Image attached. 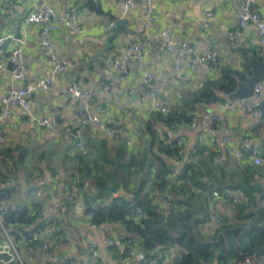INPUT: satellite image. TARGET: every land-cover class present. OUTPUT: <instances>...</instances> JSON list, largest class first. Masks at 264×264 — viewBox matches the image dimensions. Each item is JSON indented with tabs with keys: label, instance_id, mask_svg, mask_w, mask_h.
<instances>
[{
	"label": "crops",
	"instance_id": "0c3cea01",
	"mask_svg": "<svg viewBox=\"0 0 264 264\" xmlns=\"http://www.w3.org/2000/svg\"><path fill=\"white\" fill-rule=\"evenodd\" d=\"M5 1L13 5L6 6L3 4ZM88 1L97 5L101 12L90 9ZM44 2L54 8L57 16L65 12L76 16L74 27L67 28L60 23L56 30L48 34V41L56 59L66 60L68 64L63 72L54 75L55 83L49 90L37 91L30 95L27 111L13 108L11 116L0 122L1 172L6 175L8 184L16 189L12 197L4 200L1 208L3 210L6 206L18 209L38 203L44 212L40 214L39 219L44 222L43 228L36 232L41 237L39 241L48 235L43 231L48 225L59 221L63 223L66 229L64 242L56 251L60 258L57 264H67L69 260H74L76 264H119L120 259H124V264H141L138 258L143 251L135 236L129 235L118 223H113L106 229L91 228L92 216L87 211L88 205L91 204L110 206L119 195L130 198L139 174L131 172L125 187H118L116 191L100 198L94 188L93 180L97 174L96 170H93V163L105 153L114 155L115 148L119 145L128 156L133 155L138 159L149 156L148 137L142 132V127L152 112L148 109L146 101L139 100L145 73L153 75L160 92L168 96L174 107L179 106L186 110L188 100L198 92L206 80L218 81L226 71L235 75L237 88L238 82L250 77L252 61L264 63V57L255 42V30L249 25L236 44H229L227 33L237 24L238 0H149L148 5L144 2H134L126 10L121 8L117 0ZM33 3L32 0H0V38L9 35L20 39L24 34V42L9 40L0 55V96H6L12 88L32 85L53 75V64L40 46L38 27L28 25L25 21ZM254 6L264 20V0H255ZM206 10H211L213 17L208 26L202 29V13ZM116 19L125 20L127 28L137 34L131 35L120 30L108 50L103 52L109 25ZM166 29L169 30L174 48L189 44L195 54L215 52L220 60L219 70L208 73L196 66L195 71L191 72L189 67L192 59L188 57L180 64L183 78L175 79L174 56L165 49L166 38L162 35ZM126 42L142 45L143 59L133 62L125 74H114L110 81L112 89L106 91L99 80L101 68L106 61L119 59L126 54ZM17 46L21 48L25 67V77L22 80H12V64L7 60L9 50ZM238 75H243L244 79L240 80ZM260 83V102L264 103V71ZM70 84H75L85 91H94L96 103L93 112L101 115L104 123L116 122L121 128L122 137L117 144L107 142L91 123H87L82 127V137L88 154L82 158L77 155L68 136V129L78 122V112L83 107V101L64 99V93ZM218 95L221 96L220 93ZM218 103L206 106L197 104L188 111H211L216 114L218 121L212 125L211 131L201 125L195 128L186 124L180 125L173 129V141L181 148L196 149L206 157L218 150V142L224 137L230 139L227 147H235L239 151L243 150V141L247 138L249 144L259 148L264 156V120H260V117H245L239 110L231 112L220 109L217 107ZM28 112L37 118L53 119L58 123V128L49 131L39 127L28 118ZM160 130L161 127L157 132ZM127 141L130 142L129 145L126 144ZM8 150L11 154L4 158L3 152ZM6 160H9V163H6ZM227 160L230 168H244L248 172V179L255 181V186L264 192L263 167L253 165L247 154L243 155L242 161L229 156ZM7 167L10 170H7ZM148 174L149 180H152L154 170H150ZM171 178L168 174V184ZM254 194L256 207L263 206L264 201L260 203L259 194ZM68 195L71 199L67 198ZM208 204L209 198L205 209ZM231 207V204L223 201L213 203V208L221 218L233 216ZM253 220L254 217L248 224ZM209 227L216 229L213 224L208 223L204 230ZM210 232L212 233L211 230ZM53 235L54 233L49 238L54 239ZM118 236L132 238L135 246L132 251L127 250L130 254L126 255L127 252L118 246L107 244V238ZM89 242L95 243L98 259L88 252ZM24 243L22 237L15 240L17 258L0 264H47L40 252H27ZM0 245H5L1 233ZM177 253L178 247L170 245L161 255L159 262L172 263L177 259Z\"/></svg>",
	"mask_w": 264,
	"mask_h": 264
},
{
	"label": "trees",
	"instance_id": "16d2710c",
	"mask_svg": "<svg viewBox=\"0 0 264 264\" xmlns=\"http://www.w3.org/2000/svg\"><path fill=\"white\" fill-rule=\"evenodd\" d=\"M88 6L92 10L101 12L92 1H88ZM238 78L243 80L244 76L238 75ZM235 88V75L225 71L218 81L206 80L198 92L188 100L186 110L176 106L166 115L153 111L142 127V132L148 137V157L143 156L138 159L133 155L128 156L121 145L115 148L114 155L109 153L101 155L93 163V170H96L97 174L93 183L96 194L100 198L116 191L118 187H125L130 180L131 172H137L139 179L130 198L119 195L110 206L106 207L99 205L92 208V204L88 205L87 211L91 213V221L95 224L118 223L129 235L139 238L140 248L147 257L162 255L170 245H175L178 247V256L169 264H225L227 262L241 264L252 254L264 257V205H261L258 212L259 229H253L248 233L240 231L226 233L218 239L221 231L237 225L246 226L253 219L251 210L256 207L254 193L259 194L260 203L264 201V192L255 186V181L248 179V172L244 168L235 170V167H228L225 170L219 165L215 159L218 151L205 157L195 149L198 155L197 160H189L183 165L185 180L179 186L181 198L177 200L178 205L171 215L165 216L152 198L154 189L166 188L170 162L179 161L180 152L183 149L173 141V138L171 140L164 138L157 132L158 129L188 125L190 114L193 112L188 113V111L195 105L206 106L220 102L224 100L223 96L231 94ZM10 154V150L5 151L3 157L7 158ZM77 155L81 158L83 156L80 153ZM1 170L2 167H0L2 187L0 188V213H3V224L11 229L15 240L22 237L28 244L31 241V235L42 229L44 225V222L39 220L40 206L34 203L31 207L10 209L4 213L2 204L4 200L16 193V189L8 184L9 181ZM7 170H10L9 167ZM150 170H154L152 180L148 178ZM192 188H196V191L191 190ZM234 188L242 196L239 202L231 204L233 216L222 217V225L219 228L212 230L209 227L204 230L208 224V212L205 208L212 191L235 190ZM129 211L142 212L144 217L135 220L128 216Z\"/></svg>",
	"mask_w": 264,
	"mask_h": 264
},
{
	"label": "built area",
	"instance_id": "2783aa9c",
	"mask_svg": "<svg viewBox=\"0 0 264 264\" xmlns=\"http://www.w3.org/2000/svg\"><path fill=\"white\" fill-rule=\"evenodd\" d=\"M34 1L29 13L27 14L25 21L28 25H36L38 27V37L40 41V46L46 51L49 57V61L53 64V70L51 77L43 78L32 85H25L19 88H12L8 91L6 96H0V122L7 120L11 116V110L13 108H21L23 110L28 109L30 100L29 97L34 92L37 91H47L55 83L54 75L63 72L66 69L68 62L66 60H58L55 57L54 51L48 41V34L52 30L58 28V24H63L67 28L74 27L76 23V16L65 12L57 16L54 8L44 0H32ZM239 1V11L236 14L237 24L236 26L227 33L229 44H236L238 39L242 36L244 30L250 25L253 26L256 35V44H258L260 53L264 57V20L260 16L259 12L256 10L254 3L255 0H238ZM118 4L123 10L129 8L134 2H144L149 4V0H117ZM6 6H12V3L5 1L3 3ZM148 13V11L146 12ZM148 15V14H146ZM122 17V15H121ZM213 13L211 10H206L202 13V20L200 26L205 29L209 21L212 19ZM120 18V17H119ZM113 27V23H110L109 29ZM162 35L165 36V49L174 56V70L175 79L181 80L183 78L180 72L181 62L188 57H191L192 63L189 67L191 72L195 71L196 66H200L204 71L208 73L217 72L219 70L220 60L215 52H205L203 54H195L193 48L189 44L181 45L174 48L172 46V40L169 35V30H164ZM24 34L20 39L13 38L11 36H5L0 38V55L3 53L4 45L9 40H14L18 42H24ZM124 50L126 54L119 59L110 60L109 63L106 61L101 68V73L99 76L100 84L106 91L112 89L111 78L114 74L120 73L125 74L127 68L133 63L138 62L143 59L144 49L142 45L132 42H126L124 44ZM23 54L19 46L10 49L7 55V60L12 64L10 69V77L12 80H22L25 77V67L23 64ZM2 69V63L0 62V70ZM262 96V84L259 82L255 85L252 95L248 99H235L229 100L224 98L221 102L217 104V107L223 110H228L231 112L240 111L243 116L256 119L260 117V111L256 108L250 106L248 101L257 105L260 102ZM65 100H82L83 107L78 112V122L68 129V136L73 142V147L76 153H80L85 156L88 154V150L84 147L83 137H82V127L91 123L94 129L101 133L103 138L112 144H116L121 140L122 131L121 128L116 124V122L104 123L101 115L93 112L96 103L95 93L92 90L85 91L75 84H70L65 93ZM140 101H146L148 109L150 112L156 111L161 115H166L171 109L174 108L173 102L170 101L168 96H165L160 92L158 84L154 81V77L151 73H145L142 77V89ZM28 118L37 124L39 127L45 130H56L58 128V123L53 119L48 117H35L28 112ZM190 122L187 125L190 128H195L198 125L203 126L206 130L211 131V127L218 121V117L213 112L209 111L206 113H200L193 111L190 114ZM174 127H161L159 133L161 135L171 140L174 136ZM2 138V133L0 131V139ZM230 139L228 137L222 138L218 142V154L215 159L222 166L223 169L227 170L229 167V158L233 157L242 161L243 155L247 154L248 159L253 165L261 166L264 168V156L259 148L253 147L249 144L246 138L243 141V150L239 151L235 147H227L229 145ZM127 145L130 144L129 141L126 142ZM181 158L179 161L170 162L169 175L172 177L166 188L161 190L154 189L152 191L153 202L159 204L162 212L165 216L171 215V213L176 208L177 200L181 198L179 186L185 180L183 178L184 171L182 170L183 165L189 160H197V153L195 149H185L183 148L180 152ZM237 161L239 164L242 163ZM9 163V161H6ZM191 190L196 191V188ZM38 196V193L36 194ZM241 193L236 190H225V191H212L209 197V204L207 208L208 212V223L213 224L216 228L221 227L222 218L213 208V203L215 201H223L229 204H235L241 200ZM68 199L71 196L68 195ZM156 200V201H155ZM92 208L97 207L96 204H92ZM12 208L6 206L3 207V212H8ZM40 214H44L43 209L40 208ZM3 213H0V233L3 235L5 240V245H0V252H6L10 255L12 260L17 258V252L15 249V238L14 234L11 233V229H8L3 224ZM128 216L134 219L144 217V213L139 211H129ZM112 222H106L101 224L90 223V227L93 229H106L112 226ZM66 229L63 223L56 222L52 225L47 226L43 231L46 232L45 239L39 241L41 238L39 234L34 233L31 235L30 243H24V247L27 252L34 253L40 252L46 259L47 264H57L60 261L56 251L64 242V230ZM54 239H50L52 236ZM107 244L120 247L124 252L127 250L132 251L135 246L134 241L127 237L118 236L115 238H107ZM87 249L90 255L98 259L99 255L94 242H89L87 244ZM128 251V252H129ZM130 254V253H128ZM161 254H157V257H147L143 254L139 255V260L141 264H161L159 259ZM9 261V262H10ZM1 263V261H0ZM67 264H76L74 260H69ZM119 264H124V259H120ZM225 264H233L232 262H227ZM241 264H264V257L252 254L246 257Z\"/></svg>",
	"mask_w": 264,
	"mask_h": 264
},
{
	"label": "water",
	"instance_id": "95a60500",
	"mask_svg": "<svg viewBox=\"0 0 264 264\" xmlns=\"http://www.w3.org/2000/svg\"><path fill=\"white\" fill-rule=\"evenodd\" d=\"M120 30H123L124 33L131 34V35L137 34L134 30L127 28V22L125 20L116 19L113 22V27L108 30V36L104 43L103 52H106L108 50V48L111 45V41L116 38ZM141 42H142V39H141ZM109 62L110 60H108L107 63ZM251 64H252V68L250 70V77L246 78L243 82H238L236 90L233 93L226 95L225 96L226 99H229V100L248 99L251 97L255 85L259 83L262 78L263 71H264V63L252 61ZM248 103L250 104V106L260 111V120H264V103L259 102L257 105H254L250 101H248ZM259 209H260V206L257 205V207L252 211V214L254 215V220L250 224H248L247 226L237 225L232 228L225 229L219 233L218 239L226 233L238 232V231L242 233H248L252 231L253 229H259L260 228V225L258 223L259 222V218H258ZM135 240L138 246L140 247L139 238L135 237ZM142 253L143 255H145V252H142ZM10 259L11 257L8 253L0 252L1 262H4V263L9 262Z\"/></svg>",
	"mask_w": 264,
	"mask_h": 264
}]
</instances>
